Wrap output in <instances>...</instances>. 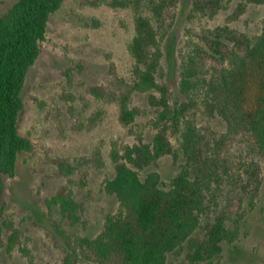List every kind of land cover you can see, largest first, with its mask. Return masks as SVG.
<instances>
[{"label":"trees","instance_id":"obj_1","mask_svg":"<svg viewBox=\"0 0 264 264\" xmlns=\"http://www.w3.org/2000/svg\"><path fill=\"white\" fill-rule=\"evenodd\" d=\"M180 0H113L130 8L134 35L128 44L133 62L129 78L113 72L111 86L92 87L114 102L132 142H110L113 174L102 190L119 208L104 216L99 232L67 234L59 264H168L169 254H184L181 264H222L225 243L238 238L243 196L257 197L264 179V19L253 39L228 23L187 25L176 46L178 91L162 71L164 42L171 33ZM230 0H192L189 22L213 18ZM63 0H16L0 16V200L3 177L13 176L18 156L31 140L19 131L26 73L40 52L50 16ZM262 4L264 0H241ZM242 9L239 4L231 18ZM145 93L146 104L133 103ZM219 116L225 129L219 130ZM145 118L140 125L138 119ZM146 127L154 130L146 140ZM184 162L170 181L147 167L164 155ZM100 167V157L81 158ZM64 174L77 168L60 162ZM71 221L86 226L87 209L74 189L61 186L47 198ZM53 209V208H52ZM1 213V206H0ZM16 235L8 237L7 248ZM5 238L0 224V247Z\"/></svg>","mask_w":264,"mask_h":264},{"label":"rangeland","instance_id":"obj_2","mask_svg":"<svg viewBox=\"0 0 264 264\" xmlns=\"http://www.w3.org/2000/svg\"><path fill=\"white\" fill-rule=\"evenodd\" d=\"M16 0H0V16ZM113 0H63L50 16L40 52L29 67L22 89L23 109L19 131L31 140L30 151L19 154L13 176L3 177L0 200V224L5 245L0 247V264H59L67 252V234L94 235L100 231L104 216L119 208L114 194L102 190L105 177L113 174L108 156L110 142H132L127 127L118 118L117 106L92 87L111 86L113 72L130 77L133 59L128 44L134 35L130 8L111 5ZM242 4L241 13L231 18ZM192 0H180L177 19L164 42L162 71L174 92L178 91L176 46L187 25L208 26L228 23L244 31L252 39L259 34L264 19V3H241L230 0L213 18L189 22L187 14ZM145 93H135L133 103L146 104ZM145 118L138 119L140 125ZM214 125L225 129V122L216 116ZM146 140L154 130L146 127ZM100 157V167L91 162L79 164L81 158ZM264 166V157L259 156ZM182 152L177 161L170 155L158 160L156 169L161 185L170 181L184 162ZM76 165L64 174L60 162ZM61 186L74 189L76 198L87 212L86 226L72 223L47 198ZM53 208V209H52ZM238 238L225 243L222 264H264V179L254 201L243 196ZM16 235L8 249V237ZM184 254H169L168 264H181Z\"/></svg>","mask_w":264,"mask_h":264}]
</instances>
